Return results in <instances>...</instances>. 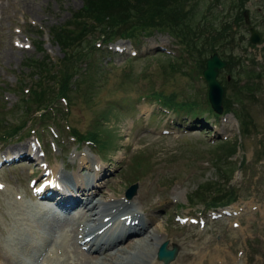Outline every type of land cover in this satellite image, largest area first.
I'll list each match as a JSON object with an SVG mask.
<instances>
[{"label": "rangeland", "instance_id": "obj_1", "mask_svg": "<svg viewBox=\"0 0 264 264\" xmlns=\"http://www.w3.org/2000/svg\"><path fill=\"white\" fill-rule=\"evenodd\" d=\"M179 2L190 14L189 21L198 23L196 34L201 37L206 20L199 19L202 11L217 13L216 31L228 25L229 32L225 29L218 37L228 34L227 38L215 42L214 48L218 47L219 52H215L229 57L234 66L231 71H226L227 66L219 69L217 80L224 89L223 104L226 100L230 107H238V117L224 112V107L216 117L209 105L208 83L202 79L204 70H200L214 53L210 51L211 43L206 44L208 35H203L200 50L204 55L194 72L186 46L176 36L190 45L199 41L193 31L186 37L174 36L170 29L180 31L177 24L172 25L175 29L159 26L150 36L143 35L135 42L123 38L107 42L97 29H89L87 37L77 39V45L67 55L74 74L68 85V102L57 99L58 105L33 114L35 106L25 101V89L37 86L35 73L39 70L29 63L48 56L56 60L52 69L57 72L67 53L52 39V28L71 27L74 12L83 8L85 0H0V158L6 155L9 159L0 164V184H4L0 189L2 264L11 261L3 238L17 217L16 196L21 195L26 206H44L35 194L51 180L55 169L61 170L66 179L76 174L89 179L93 172L90 168L95 165L105 169L94 191V201L100 204L98 212L108 215L114 205L118 210H127L125 202L129 200L139 212L143 228L138 235L124 233L122 245L105 255L91 253L78 242L76 234L84 223L83 203L75 204L60 226H54L49 219L58 209L49 203L41 213L47 216V235L66 252V261L52 260L53 263L163 264L155 255L154 237H146L157 228L159 233L155 235L164 236L170 249L178 246V255L170 264L183 258L193 264L195 255L199 260L205 255L214 257L218 264H264V72L258 70V64H264V0ZM191 6L199 20L193 16ZM244 11L248 23L242 16ZM171 22L173 17L165 23ZM249 27L260 36L259 43L250 42ZM170 59L180 60L182 66L169 65ZM161 66L166 69L163 75ZM44 81V85L59 91L52 79ZM156 90L175 93L177 100L196 103L197 109L189 112L164 106L150 96ZM26 106L30 107L27 111ZM209 108L214 114L209 113ZM46 115L49 117L44 119ZM242 118L249 123L245 130L241 128ZM71 129L83 137L98 134L96 145L76 141ZM4 132H10L12 137L4 139ZM103 142H109L105 153L100 148ZM236 144L234 154L225 150ZM24 152H30L37 164L29 165L33 160L22 156ZM132 184L138 188L129 198L126 191ZM231 188L238 196L231 194L229 198L234 200L226 206L207 207L203 203L208 196ZM113 194L121 201L108 207L106 199ZM88 196L89 193L82 194V201L85 197L87 201ZM52 205L53 209L49 208ZM100 218L103 220V216ZM116 229L121 230V226ZM108 238L111 237L102 238L96 245ZM133 241L132 246H136L126 248ZM116 252L120 253L110 262L111 253ZM36 253L40 251L36 249ZM32 257L18 264H45V259L37 261L36 256Z\"/></svg>", "mask_w": 264, "mask_h": 264}, {"label": "trees", "instance_id": "obj_2", "mask_svg": "<svg viewBox=\"0 0 264 264\" xmlns=\"http://www.w3.org/2000/svg\"><path fill=\"white\" fill-rule=\"evenodd\" d=\"M178 1H182V0H85L83 8L74 12L73 19L71 20L72 22L71 27L55 26L52 28V39L56 41L61 46V48L65 50L67 53L64 54V58L61 59L64 60V62L60 60L59 62L60 68L57 70V72H55L52 69V66L54 65V63H56V60L53 61L48 56H45L43 59L40 60H35V64L32 61L31 63H29V65H32L34 67V69L39 70L36 71L35 73L38 76L36 82L37 86L35 87L32 86L27 90L25 89L26 92L25 101L30 106H32V103L35 106L33 114L41 112L40 109H44L45 111L43 113H45L52 105L54 104L58 105L57 99L66 98L68 100V96L71 95V93H69L70 90L68 88V85H70L71 79L74 74L70 72V63L67 58V55L77 45L75 44V41L77 39L83 38V36L87 37V33L89 32V29L91 30L97 29V31L100 32V36L102 37V39L107 40V42L113 41L117 38L130 39L135 42L143 35L150 36L153 30L159 26H165V27L168 26V29L169 28L175 29L172 26L174 24H177L180 30L178 31V30L170 29V31L174 34V36H176L177 34H182L184 37H186L187 35H189L190 31H193L194 34H196V31L199 30L198 23H195V21L191 23L189 21L188 15L190 14L188 13L187 10H183L184 9L183 4L180 2L178 3ZM189 9H191V11L193 12V16L195 17V19L199 20L201 17H202L201 19H206L204 26L200 31L202 37L200 35H195V38L198 37L197 41L199 42L190 45L189 42H186L184 38L176 36L177 38L182 40V43H184L186 48H188L186 49L187 50L186 55L189 54L188 58H190V60L188 62H190L189 63L190 69H193L195 72L198 69L197 65L201 63L202 51L200 50V43L202 41L204 33H206L205 36L208 35L207 37H205V41L207 42V44L209 45V43H211L210 51L215 52L217 50L218 53L219 52L218 47L217 49L214 48V45L216 44L215 42H219L222 38L224 37L226 38L228 36V34H225L224 37L218 38L220 32L225 29L228 31L229 27L228 25L222 26L219 30L216 31L215 22L218 18L217 13L208 11L206 15H203L204 12L202 11L198 19V17H196L195 15V8L191 6ZM242 16L244 17L243 13ZM172 17H173V22H171L170 24L168 23L166 24L165 23L166 20ZM189 24H191L192 26H189ZM186 26L189 27L188 32L186 31ZM92 31L94 32L95 30ZM141 31H146V32L141 33ZM208 31L209 34H207ZM92 35H93L92 33H89V36ZM93 49L94 50L96 49L95 45L93 46ZM218 55L227 62L226 71H231L232 67L234 66V62L231 59H229V57H226V55H222V54L221 55L218 54ZM208 59L200 67V70L202 72L203 70H205L204 68L207 67ZM262 59L264 63V57H262ZM168 63L173 67H175V65L179 67L182 66L180 62H176L173 59H170ZM256 69H257V65H256ZM258 70L264 72V64L263 65L258 64ZM165 71L166 69L161 66L162 75L165 73ZM228 74L231 75L230 72ZM45 79H52L54 83L58 86L59 91L58 92L54 91L52 85H44L46 84L44 81ZM202 79L205 80L204 76H202ZM150 96L156 97L158 101L164 106H168V105L174 106V107H178L181 110L187 109L189 110V112L196 111L197 109L196 103L193 102L185 103L177 100L178 95L175 93L165 94L163 91L156 90L155 93H152V95ZM31 101L32 103H29ZM223 107L225 109L224 112H233L238 117L237 115L238 109H236L238 107H235V105L233 107L232 106L230 107L226 100L223 104ZM28 109H30V107H27L26 111ZM211 109L209 108L208 110L209 113L214 114ZM214 116H216V114H214ZM47 117L49 116L46 115L44 119H46ZM240 123L242 130L247 129L248 127L247 125H249V123L245 118H242ZM72 133H74V136H76L79 140L92 139L95 142L98 140L97 138L98 134H91V135L88 134L87 137H83L76 129L72 130ZM1 136L4 139H10L12 137L10 132H4ZM93 136L95 138H93ZM237 143L238 145L241 144V142H237ZM108 144L109 142H103V144L100 147L101 152L104 149V153H105ZM238 145L237 144L235 146L230 145L226 147L225 150H227L229 153L232 152L231 154H234L236 152V148ZM229 157L230 156L228 155L227 158ZM240 166L238 167L240 168ZM231 194L236 196L237 192L235 194V192L231 188L222 194L208 196L209 198L205 199L206 201L203 203L207 207L226 205L230 200H234L229 198Z\"/></svg>", "mask_w": 264, "mask_h": 264}, {"label": "bare ground", "instance_id": "obj_3", "mask_svg": "<svg viewBox=\"0 0 264 264\" xmlns=\"http://www.w3.org/2000/svg\"><path fill=\"white\" fill-rule=\"evenodd\" d=\"M218 11L216 10V12H218ZM206 13L207 12H204V14H206ZM219 18H221V16ZM210 25H211V23H210ZM186 49H188V48H186ZM179 62H180V60H179ZM21 154H22V156H25L27 159L33 160L32 161L33 163L32 164L29 163V165L33 166L34 163L37 164L38 161H36V158H33L31 156L30 152H24ZM0 160L4 161L5 158H1ZM90 169L93 172L89 175V179H88V176L82 177V176L77 175V174L68 176L66 179L65 175L63 173H61V170L59 171L58 169H55L53 172V177L52 178L50 177L51 180L50 181L48 180L49 182L47 183V185L45 187L48 191L45 192V190H42V191L38 192V194H40V198L45 199L44 200V206L45 207L43 205L26 206L24 203V200L22 199V196L21 195L16 196L17 198L15 199L14 204L17 208V211H16L17 217L15 218L14 226L9 229V231L7 232L6 238L5 237L3 238V241H4L3 247L6 249L5 250L6 253L9 254L8 255L9 260H11V261L5 262V264H18V263H21L20 260H28V258L30 256H33L32 259L35 256H36L35 259L40 258L45 253L46 249H49L48 250L49 253H47L45 256L41 257V259H40V260L45 259V264H55L52 262V260H60L63 256H65L66 252L61 247H57L54 244V242H52L53 239L49 238L47 235V231H46V228L48 225L47 224V216H45L44 214L41 215V213L48 206V202H52L53 204H55V207L59 209V211H56L53 213V217L51 216L49 218V219L52 218V220L54 221V223H55L54 226H58V224H59V226L64 224L67 217H69V216H67V214L71 211L72 207L75 204L80 205V203H83V208L85 209V212L82 216L83 217L82 223L83 222L84 223L82 225L83 227H81V229H78L79 231L76 230V234H79V243L83 244L84 247L92 253L96 252V254H101V255L104 254L105 255L108 253L109 249H111L113 247H120L122 245V243L125 241V238L123 239L124 233L129 231L130 233L127 234L128 236H131L133 234L138 235L140 233V231L143 228L144 222L139 220L140 219V216L138 215L139 212L132 208L133 205L130 202H128V209L121 212L120 214H118L116 211H114V209L117 208L116 205H114L110 208L111 213H108V215H104V213L101 212V210L98 212L100 204H99V202L94 201L95 195H96L94 193V191H95V188H97L99 186V184L101 183L102 176L105 174V169L99 165H95L94 167H92ZM32 173H33V171H32ZM106 178H107V176H106ZM109 183H111V182H109ZM88 188H90L89 192L87 191ZM92 191H93V193H92ZM47 193H48V195H45ZM86 193H89L88 199L86 201V197H85V199L82 201V199H83L82 194H86ZM106 200H107L106 203H108L107 204L108 207L110 206L109 204H113V203H117V202L121 201V199L119 200L118 197L115 196L114 194L109 195V197ZM16 203H18L19 205H16ZM110 209H109V211H110ZM120 210H122V209H120ZM104 212H105V210H104ZM126 214L131 215L133 217L132 218L125 217L124 215H126ZM97 215H98V217L96 218ZM110 215H112V217L118 216V219H120L121 221L115 222L114 224L109 226L103 233H100V231H97L98 229H100L104 225V223H103L104 221H102L100 217L103 216V218H104V217L110 216ZM96 219H97V221H96ZM86 221H88V222H86ZM116 225H118V227L121 226V230L120 229L117 230L116 228H118V227H116ZM93 226H95V228H93V230H92ZM27 230L29 231L28 235H26ZM89 230H92V231H89ZM119 230H120V232H122V234L119 232ZM93 232H96L95 236L93 238H90L89 234H91ZM149 232H150V235L147 234L146 237L147 238H148V236H150V238L154 237V239H152L153 249H154L155 255L158 257V250H159L160 245L162 243L168 242V241H165L164 236H160L157 234L155 235L154 232L159 233V230L157 228L154 229L153 233H152V231H149ZM151 233H152V235H151ZM26 236H28V238ZM105 237H111V238L106 239L105 243H101V244L97 245V247H94V246H96L97 241H100L102 238H105ZM135 237L137 238V236H135ZM140 240H145V239L141 238ZM134 243H135V241L131 242L128 245V247H126V248H134L136 246V245L132 246ZM168 245H169V242H168ZM36 249L38 252L40 251V253L38 255H37V253L34 254ZM1 251H0V257H3V254H2L3 252H1ZM119 253L120 252H116V253H114V255H112V253H111V258H109L110 262H114L113 259H115V257ZM208 253H210V252H208ZM210 256H211V253H210ZM105 257L108 258L110 256L106 255ZM192 257H195V261H193V264H218L214 257L213 258H207L205 255L204 258H202L201 260H199V256L197 257V255L192 256ZM2 261H3V259L0 260V264H2ZM158 261L163 263V264H170L169 262L166 263L163 260H158ZM186 261H187V258H183L181 261H179L177 263L187 264ZM114 263L117 264L116 261ZM151 264H153V263H151Z\"/></svg>", "mask_w": 264, "mask_h": 264}, {"label": "water", "instance_id": "obj_4", "mask_svg": "<svg viewBox=\"0 0 264 264\" xmlns=\"http://www.w3.org/2000/svg\"><path fill=\"white\" fill-rule=\"evenodd\" d=\"M245 16H247V11H244ZM250 32V41L252 43H259L260 42V36L258 33L253 29L249 28ZM226 66V61H223L221 58H219L217 53H213L208 61H207V68L204 70V76L208 82L209 85V102L213 109L217 113L222 112V101H223V95H224V89L222 85L217 80V75L219 69ZM137 185L131 186L128 191L127 195L128 197H132L134 193L136 192ZM178 255V246L174 245L172 249L168 247V242H164L160 245L158 250V258L159 260H163L166 263H171L176 259Z\"/></svg>", "mask_w": 264, "mask_h": 264}]
</instances>
